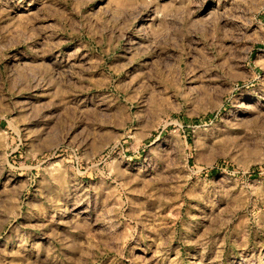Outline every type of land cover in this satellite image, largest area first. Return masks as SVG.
Returning a JSON list of instances; mask_svg holds the SVG:
<instances>
[{"label": "rangeland", "instance_id": "374dc122", "mask_svg": "<svg viewBox=\"0 0 264 264\" xmlns=\"http://www.w3.org/2000/svg\"><path fill=\"white\" fill-rule=\"evenodd\" d=\"M0 264H264V0H0Z\"/></svg>", "mask_w": 264, "mask_h": 264}]
</instances>
